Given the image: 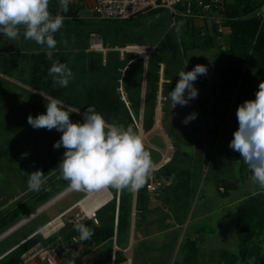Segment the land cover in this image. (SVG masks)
I'll list each match as a JSON object with an SVG mask.
<instances>
[{"label":"trees","instance_id":"obj_1","mask_svg":"<svg viewBox=\"0 0 264 264\" xmlns=\"http://www.w3.org/2000/svg\"><path fill=\"white\" fill-rule=\"evenodd\" d=\"M263 3L264 0H226L224 4L222 13L225 20L223 25L229 34L227 42L218 45L212 56L221 80L220 84L213 85V88L214 92H218L216 97L220 102L231 104L236 108L245 100L255 99L258 84L264 80V17L255 14V11ZM49 10L53 15L60 12L59 5L56 6L55 4L49 5ZM78 12L79 8L71 4H69L67 13L60 12L66 17L63 24L65 26L64 37L67 38L72 33L73 44L71 50L65 54L57 53L53 56V59L69 66L75 74L74 79L65 88L54 87L48 73L43 77H39V73H34L30 85L51 97L81 109L83 112L88 106H94L95 111L102 114L108 123H116L125 127L132 126L136 133L137 125L134 120L139 118L143 60L141 58L130 60L127 56L120 59L118 51L107 50L105 52V66L101 67V54L96 56L91 52H84L88 48L85 39L90 32L95 31L101 35L103 45L106 48H122L127 45H150L154 48V52L148 56L146 62L141 122L144 129L149 128L154 123L160 70L164 79L168 80L162 85V95L166 98L168 92L175 87L179 79L177 74L184 69L183 56L185 51L195 48L210 50L214 48L216 40L220 38L215 24L205 23L200 27L195 25L192 18L186 17H182L179 33L176 32L178 24L175 21V24L170 26L165 33L156 37L153 36L151 30H148L132 36L125 34L120 36V33L116 32L108 39L107 36L111 30L113 31L115 26L112 25L116 20H101V24L95 28H90L82 35L78 30L75 31L83 20L78 17ZM60 38L62 40V37ZM61 42L63 43V40ZM60 46L66 48L67 45L61 44ZM75 48H79L82 54L74 53L72 50ZM44 61L47 62V65L51 63L47 58ZM126 64L128 67L124 69ZM92 66L93 68H91ZM122 70H124L123 75ZM2 72L5 73L6 71L2 70ZM96 72H98V80H95L96 74L94 73ZM120 87L124 92L125 99L122 98ZM0 94H2L1 91ZM168 102L167 99L163 102L164 110ZM233 122L238 126L236 113L233 115ZM41 171L43 172V170ZM158 171L165 178L173 176V182L166 190V195H172L171 201L173 203L180 202L183 207L188 206V196L191 194L189 171L176 170L167 164L159 167ZM154 179L158 180L159 178L154 175ZM27 181L25 180L20 185L23 192L28 189ZM147 182L144 187L136 191V216L140 220L151 210L148 208L151 197L146 189ZM236 183L237 180H224L222 186L224 191L221 193L226 194L228 190L234 189ZM111 191L113 198L96 212L99 224L95 225L90 220L83 222L92 230V236L73 245L79 251L80 256H83L95 248L97 244L104 242L107 245L106 249L109 255L108 260H106L107 264L111 263L114 235L116 245L125 248L131 217L132 192H120L119 197L116 198L117 192ZM50 194V189H41L39 192H34L33 198L40 202L46 200ZM181 196H185V199ZM30 208L24 200H21L8 211L0 214V234L31 213L32 209ZM169 210L170 213L163 212L161 214L162 219L175 218L180 220L181 214L177 210L171 207ZM234 220L238 251L228 254L227 250H223V253L228 256L227 264H239L240 255L245 257L243 264H264V252L256 241L260 235L264 234V191L259 190L244 196L237 205ZM204 230L205 228H202L197 232L202 235ZM61 232L68 239L77 231L70 224ZM37 237L41 236L34 234L6 252L0 257V264H19L21 254L38 242ZM52 238L53 236L48 240L50 241ZM188 239L184 243L185 250L181 264H201L198 261L197 241L192 239L188 241ZM72 256L70 255L69 259ZM113 264H127V259L116 251L113 256ZM173 264H180V262L175 261Z\"/></svg>","mask_w":264,"mask_h":264},{"label":"crops","instance_id":"obj_2","mask_svg":"<svg viewBox=\"0 0 264 264\" xmlns=\"http://www.w3.org/2000/svg\"><path fill=\"white\" fill-rule=\"evenodd\" d=\"M55 4L56 6L59 5V0H50V5ZM71 5L76 8H79L78 17L85 19L88 17L92 12L93 0H71ZM82 11H90V13L82 14ZM94 15V14H93ZM195 25H199L200 21H194ZM54 38L57 40V47L54 54H61L66 53L68 50L65 49V46L62 48L60 45L64 44L61 41V38L64 39L65 37V26L54 34ZM89 40L90 37L88 36L85 39V43L87 47L84 52L86 53H93L94 55L101 54L102 56V64L101 67L105 66V53L98 52L91 50L89 48ZM4 47H8V50L12 54L19 53V55H23L25 58V63L23 65L12 64L15 69V75L10 74L9 72H2V68H0V91L2 94L0 96H4V91L2 90V85L10 87L11 90H8L9 97L14 98L16 103H25L27 99L30 97H34V101H30L26 104L32 105V107H36L39 104H45L51 102L52 100H57L60 103V106L63 110H70L71 113L75 115L81 116L82 112L75 111L73 109H69L61 100L51 97L44 92L38 90L37 88L30 85V81L32 79V75L34 73H39V77H43L48 73V69L51 66V63L44 61L46 56L44 55V48L40 45H37L33 41H26L23 38V35L19 39L10 40L0 34V55L3 53ZM128 47V48H127ZM130 47L138 48L142 51V55L138 54L135 50H131ZM62 48V49H61ZM150 45H127L126 47H113V48H106L107 50L111 51H118L119 58L122 59L123 56H127L130 60H134L136 58H141L143 60V71L141 77V93H140V108H139V118L138 120H134L137 125V134L141 136L145 149L150 152L151 158L154 163V169L152 172V176L154 175L159 178L158 180H166V184L164 183L162 186H159L156 193L150 196V201L148 208L151 210L146 214L144 218L141 220L136 216V192H132L131 195V217H130V227H129V235L127 238V243L125 248H121L116 245V241L112 240L113 247L111 253V261L113 260L114 252H120L126 259L127 264H164L162 263V257H150V259H144L142 256L144 245L146 244V240H151L152 243L158 242V246H171L174 238H169V235H175V231H179L183 226H189L190 219L193 216H196L193 228H195L196 232L199 229L206 228L203 225H197V221L199 218L208 217L211 219V215L214 214V210L217 209L219 212H224V209L227 207L225 203L223 206H217L215 208H204V194L201 185V180L199 175L197 178H194V171L195 169H204L208 167L209 164L215 165H224L221 160H226V155L223 152L218 154V151L221 150V138L230 130H236L238 126H233L231 129L230 127L225 126L226 121V111L228 105L225 102H220L217 97L218 92H214L213 85L220 84L221 80L218 74V70L213 61V54H211L210 58L208 59V55L204 53L208 50L198 51V53L193 54L190 57V63H192V68L197 65H205L207 67V75L198 76L199 78L194 82V87L198 90V96L195 99L196 102L192 105H187L184 107L176 106L175 108H171L170 102H168L165 106V110L163 109V102L166 101V98L162 95V85L163 82L168 81L164 79L162 71L160 70V79L158 83V95H157V104L154 111V123L149 128H142V107H143V99L145 93V81H146V62L148 56L154 52L151 49ZM123 49V50H121ZM133 49V48H132ZM196 49V48H195ZM151 50V51H149ZM74 53H80L79 48H75L72 50ZM7 52V53H9ZM59 59V58H58ZM57 60V59H54ZM23 66V67H22ZM77 67V64H76ZM128 67V64L124 66V69ZM93 68V66L91 67ZM192 68L190 70H192ZM124 70H122L123 75ZM96 74L95 80H98V72ZM42 79V78H41ZM27 84V85H25ZM9 88V89H10ZM125 99V98H124ZM36 101V102H35ZM232 107V106H231ZM196 113V119L190 121L188 124H183L181 121L189 115L190 113ZM236 112V107H235ZM27 119V118H25ZM191 146L192 155H188L186 147ZM225 150V147H223ZM63 155L56 161L55 164H50L45 170L44 173V180L45 184L42 187L43 190L46 188L50 189L51 194L48 196L46 200H44L41 204L36 207H33L26 218L21 220L18 224L14 227L17 228V225L20 226L21 224H25L27 221L31 220L35 217L38 213L43 211L45 208L53 206L57 202H59L62 198L66 197L70 193L76 192L70 189L68 186V182L62 179H57L59 172L55 170L58 166V163L62 159ZM168 165L169 167H173L176 170H188L190 173V190L191 194L188 196V206L183 207L182 204L179 202H172V195L167 194L166 190L169 189V185L172 181L173 176L164 177L159 171L158 168L164 165ZM210 166V165H209ZM160 174V175H159ZM174 180V179H173ZM169 182V183H168ZM223 185L219 184L217 186V191H219V187ZM30 190L27 189L25 192H29ZM18 192V193H17ZM23 193L18 187L16 190V194H14L10 200L17 197V195ZM81 193L80 197L76 199L73 203L68 205L63 210L74 207L75 203L80 200L82 197L85 196L86 192H78ZM34 192L32 194V197ZM104 196L108 197V201L113 198V193L111 190L99 192L97 194L98 199H102ZM185 199V196H181ZM166 199L164 202L162 199ZM201 199V203L197 202L196 199ZM106 201L105 203H107ZM37 203V201L35 202ZM86 203V202H85ZM173 203V206H172ZM5 203H0V214L6 212L3 211ZM34 204V203H33ZM32 204V205H33ZM102 205V204H101ZM12 206V205H11ZM14 206V205H13ZM12 206V207H13ZM100 206V205H99ZM103 206V205H102ZM101 206V207H102ZM11 207V208H12ZM169 207L178 211L181 214L180 220H176L175 218H168L162 219L161 214L163 212L170 213ZM210 207V206H209ZM177 208V209H176ZM92 209L93 206H92ZM62 210V211H63ZM8 211V210H7ZM74 211V210H73ZM61 212V211H60ZM59 212V213H60ZM30 217V218H29ZM26 220V221H25ZM87 221V220H85ZM13 228V227H12ZM11 228V229H12ZM37 229V228H36ZM35 231V230H34ZM168 231H171V234H168ZM10 231L8 230L6 233L0 236L7 235ZM199 235V233L197 232ZM168 235V237H166ZM203 234L201 235V238ZM154 238V239H153ZM23 239V238H22ZM195 240L196 239H192ZM21 240L16 242L14 246L4 247L3 249L0 248V257L3 256L6 252L13 249L17 246ZM189 241V239H188ZM187 240L185 239V243ZM198 244V243H197ZM105 243H99L95 246V248H101L104 246ZM10 247V248H9ZM93 248L87 254L89 255V259L84 261V264H89L93 262L95 259L99 257V254L94 252ZM185 250V249H184ZM199 250V247H198ZM145 253V252H144ZM184 253V251H183ZM182 253V254H183ZM85 254V255H87ZM83 256H80L77 259L81 260ZM144 255V254H143ZM102 264H107L104 261L108 260L109 255L107 254V249L105 252L102 253ZM198 261L201 264H209L203 263L200 261L198 256ZM107 262V261H106ZM228 263V262H227Z\"/></svg>","mask_w":264,"mask_h":264},{"label":"clouds","instance_id":"obj_3","mask_svg":"<svg viewBox=\"0 0 264 264\" xmlns=\"http://www.w3.org/2000/svg\"><path fill=\"white\" fill-rule=\"evenodd\" d=\"M70 2L59 0L60 12L67 13ZM49 5L50 0H0V34L10 40L23 35L24 40L42 46L46 58L51 61L48 76L53 86L65 88L75 74L66 63L54 60L53 56L57 47L54 34L63 27L66 17L60 12L53 15ZM180 27L177 25V33ZM63 43L67 45L66 40ZM207 71L205 65L197 64L192 70L183 69L177 74L179 79L166 97L171 108L187 106L197 98L194 82L198 76L207 75ZM45 107V113L35 117L29 115L27 123L33 129H55L61 133L53 148L63 147L65 151L55 170L59 172L57 179L67 181L71 190L136 192L151 178L154 169L151 154L132 126L108 123L94 106H88L81 114L82 121L77 122L70 119L69 112L63 110L57 100L46 103ZM236 118L238 128L228 146L240 154L239 161L251 172V182L264 191V80L258 84L255 99L237 106ZM194 119L195 112L181 122L186 125ZM21 155L24 158L27 153ZM27 174L28 189L39 192L45 184L44 173L36 170ZM73 227L81 240L93 234L84 223H74Z\"/></svg>","mask_w":264,"mask_h":264},{"label":"rangeland","instance_id":"obj_4","mask_svg":"<svg viewBox=\"0 0 264 264\" xmlns=\"http://www.w3.org/2000/svg\"><path fill=\"white\" fill-rule=\"evenodd\" d=\"M182 17L178 16L176 18V23L181 25ZM173 21V15L167 9H157L155 11L146 12L138 14L126 20H116L113 23V31L111 30L108 34V39L113 35V33H120L132 36L136 34H141L144 31L151 30L153 36H160L165 33L170 24ZM102 21L97 19L93 13L82 20L81 25H79L75 31L85 33L90 28H95V26L101 24ZM229 31L227 29L221 34V38L216 40L214 48L205 51L208 55V59L211 54H213L220 44H225L227 42ZM101 37V35H99ZM67 41L66 50H71L73 36L72 33L67 36V38L62 39ZM68 48V49H67ZM3 53L0 55V68L2 70L15 75L14 64L25 63V58L19 53L12 54L8 50V47H4ZM153 50V48H151ZM151 51V50H149ZM200 49H187L183 56V67L185 71H190L192 68V63H190V57L193 54H197ZM9 52V53H7ZM82 54V52H80ZM14 63V64H13ZM13 64V65H12ZM22 66V67H23ZM27 85V84H25ZM28 86V85H27ZM2 90L5 92L4 96H0V203L7 202L2 208L3 211L9 210L17 202L24 200L28 206L32 209L38 206L43 201L36 202L32 197L33 191L23 192L17 195L16 198L10 200L9 198L16 194V190L20 189V185L28 180V174L36 170H45L50 164H55L56 161L63 155L65 151L63 147L59 149H54V142L60 139L61 133L55 129L48 131L46 129H33L25 118L29 115L35 117L38 114L45 113V104H39L36 107L26 104L27 101H34V97H30L27 101L23 103H16L14 98L7 96L10 87L6 84L2 85ZM10 88V89H9ZM36 102V101H35ZM63 102V101H62ZM69 109L82 112L81 109L71 106L63 102ZM230 105V104H228ZM237 109V108H236ZM70 115V119L73 122L82 121L81 116L71 113L67 110ZM235 112L234 106H229L226 111V121L225 126L233 128V115ZM235 130H230L221 138V150L226 155V160H221L224 165L209 164L205 167V170L195 169L194 178H199L201 180V187L206 195L204 197V208H215L220 205L227 204L224 212H219L215 209L214 214L211 215V219L208 217H202L197 221V225L205 226L203 231V237L198 235L195 228H193L196 223L193 216L190 219L189 226L186 225L181 227L179 231H175V235H169V238H174L171 246H158V242L152 243L151 240H146V244L143 249V254L141 257L144 259H150V257H162V263L173 264L175 261L180 262L183 256L185 239H196L197 245L199 247L198 256L201 262L209 264H227L228 256L223 253V250H227L229 253H237L238 251V239L235 227V216L236 209L239 201L249 193L259 191L257 185L251 182V172L239 161L240 154L229 148V142L233 138L232 134ZM225 147V150H223ZM188 155H192L191 146L186 147ZM22 153H27V156L22 158ZM224 180H237L236 187L230 189L226 194L219 193L217 191V186L219 184L223 185ZM21 190V189H20ZM18 193V192H17ZM82 195L78 192H73L62 198L59 202L53 206L45 208L43 211L38 213L31 220L27 221L25 224L17 225L13 231L7 233V235L2 236L0 239V248L12 247L16 242L25 238L26 235L32 233L33 230L41 226L43 223L51 219L53 216L58 214L68 205L73 203ZM197 202L201 203V199H196ZM34 203V204H33ZM33 204V205H32ZM12 205V206H11ZM210 206V207H209ZM75 211V210H74ZM58 234L53 236L51 240H54ZM171 234V231H168ZM168 237V235L166 236ZM38 241L41 243L49 242V240H43L41 237H37ZM154 239V238H153ZM50 240V241H51ZM260 244L264 252V234L260 235L256 240ZM9 247V248H10ZM107 245L105 244L101 248H95L94 252L99 254V257L89 264H102L101 262L102 253L106 251ZM145 252V253H144ZM90 255V254H89ZM88 254L81 258L79 264H84V261L89 259ZM245 257L239 256V264L244 263ZM103 261V260H102ZM105 262V261H104ZM107 263V262H105Z\"/></svg>","mask_w":264,"mask_h":264},{"label":"built area","instance_id":"obj_5","mask_svg":"<svg viewBox=\"0 0 264 264\" xmlns=\"http://www.w3.org/2000/svg\"><path fill=\"white\" fill-rule=\"evenodd\" d=\"M225 1L226 0H93L92 12L99 20H125L138 14L155 11L157 9H167L173 15V21L170 26L175 24L178 16L192 18L194 21H200V24L197 25L200 27L205 23L215 24L217 33L220 34L221 38V34L225 30L223 25L225 17L222 13L224 11ZM255 14L264 17V3L255 11ZM89 37V48L101 52L104 55L105 47L99 34L92 31ZM132 48L130 47L131 50H135L138 54L142 55L141 50L138 48L134 49V47ZM119 89L124 99V92L121 87ZM195 102V99L191 100L188 105H192ZM166 182V180H155L151 175L146 185L148 194L150 196L154 195L158 187L162 186L164 183L166 184ZM218 189L221 192L224 191L222 186ZM89 194L91 193H85V196L78 200L74 207H69L56 214L31 234L23 238L17 245L26 241L34 234H39L43 240H48L50 237L61 232L67 225L83 223L85 220H90L93 224L98 225L99 221L96 212L105 203L92 209V206L97 202L98 198L97 195L87 197ZM85 197H87L86 203L83 205L79 204ZM118 197L119 193H116V198ZM42 228L43 230L40 231ZM113 240L115 241V235L113 236ZM79 241H81V239L78 232L70 235L68 239H66L63 234H58L52 241L46 243L38 241L21 254L19 264H78L77 259L80 257V254L73 245ZM70 255L73 256L69 259ZM110 264H113V260Z\"/></svg>","mask_w":264,"mask_h":264},{"label":"bare ground","instance_id":"obj_6","mask_svg":"<svg viewBox=\"0 0 264 264\" xmlns=\"http://www.w3.org/2000/svg\"><path fill=\"white\" fill-rule=\"evenodd\" d=\"M99 193V192H98ZM98 193H91V194H89V196H87V197H92V196H96ZM87 197H85L84 199H82L80 202H79V204H81V205H83L86 201H87ZM106 201H108V197L107 196H104L102 199H98L97 200V202L93 205V208H96V207H98L99 205H101V204H103V203H105ZM30 218V217H29ZM26 221V220H25ZM57 221V220H56ZM52 223H54V222H52ZM15 227L13 226V228L12 229H9V231L11 232V231H13V229H14ZM43 230V228L40 230V231H42Z\"/></svg>","mask_w":264,"mask_h":264},{"label":"water","instance_id":"obj_7","mask_svg":"<svg viewBox=\"0 0 264 264\" xmlns=\"http://www.w3.org/2000/svg\"><path fill=\"white\" fill-rule=\"evenodd\" d=\"M81 13H82V14H85V13L88 14V13H90V11H82ZM25 218H26V217H25ZM23 219H24V218H23ZM23 219H22V220H23ZM20 221H21V220H20ZM20 221H19V222H20ZM19 222H17L16 224H18ZM16 224H14L13 226H15ZM13 226H11V227L8 228L6 231H4L2 234H0V236L3 235L4 233H6V232H7L9 229H11Z\"/></svg>","mask_w":264,"mask_h":264}]
</instances>
